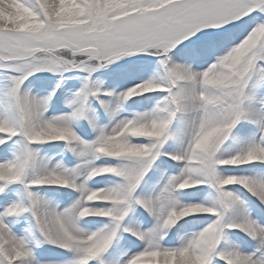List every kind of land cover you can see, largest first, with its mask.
Returning a JSON list of instances; mask_svg holds the SVG:
<instances>
[{
  "label": "snow or ice",
  "instance_id": "obj_1",
  "mask_svg": "<svg viewBox=\"0 0 264 264\" xmlns=\"http://www.w3.org/2000/svg\"><path fill=\"white\" fill-rule=\"evenodd\" d=\"M0 264H264V0H0Z\"/></svg>",
  "mask_w": 264,
  "mask_h": 264
},
{
  "label": "rangeland",
  "instance_id": "obj_2",
  "mask_svg": "<svg viewBox=\"0 0 264 264\" xmlns=\"http://www.w3.org/2000/svg\"><path fill=\"white\" fill-rule=\"evenodd\" d=\"M41 86H43V85H41ZM54 255V254H53Z\"/></svg>",
  "mask_w": 264,
  "mask_h": 264
}]
</instances>
